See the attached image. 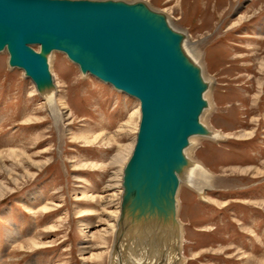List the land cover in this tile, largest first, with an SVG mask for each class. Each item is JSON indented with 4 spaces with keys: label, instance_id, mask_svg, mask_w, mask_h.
I'll return each mask as SVG.
<instances>
[{
    "label": "rangeland",
    "instance_id": "obj_1",
    "mask_svg": "<svg viewBox=\"0 0 264 264\" xmlns=\"http://www.w3.org/2000/svg\"><path fill=\"white\" fill-rule=\"evenodd\" d=\"M139 1L186 35L209 83L201 123L219 136L193 139L187 150L208 182L200 193L187 177L179 186L181 264H263L264 0ZM49 61L57 121L0 53V264H110L109 225L139 103L83 77L60 52ZM32 241L45 247L20 249Z\"/></svg>",
    "mask_w": 264,
    "mask_h": 264
},
{
    "label": "water",
    "instance_id": "obj_2",
    "mask_svg": "<svg viewBox=\"0 0 264 264\" xmlns=\"http://www.w3.org/2000/svg\"><path fill=\"white\" fill-rule=\"evenodd\" d=\"M184 40L165 15L142 4L0 0V52L6 49L9 68L22 70L41 97L53 91L49 58L60 52L81 74L139 103L137 142L124 170L121 222L136 192L145 205L164 209L174 233V197L186 175L189 139L212 135L200 122L209 84L184 51Z\"/></svg>",
    "mask_w": 264,
    "mask_h": 264
},
{
    "label": "bare ground",
    "instance_id": "obj_3",
    "mask_svg": "<svg viewBox=\"0 0 264 264\" xmlns=\"http://www.w3.org/2000/svg\"><path fill=\"white\" fill-rule=\"evenodd\" d=\"M68 1H89V2H110L111 1V2L126 3V4L131 5V6L139 5V4L146 5V4H144L145 2L142 3L139 0H134V1H130V2H125V1L122 2L120 0H68ZM146 6L149 7L148 5H146ZM150 9L155 11L152 8H150ZM155 12H157L158 14L165 15L164 14L165 12L163 13V11H161V12L155 11ZM165 17L167 18L166 15H165ZM168 23H169V26L173 30L180 32V30L173 27L169 21H168ZM186 41H187V37L185 35L183 48H184V51L187 53V51L185 50ZM31 48L33 50H36L35 48H38V47L34 46ZM38 50H39V48H38ZM38 50H36V51H38ZM2 52H6V49ZM2 52H0V53H2ZM187 54L196 62L197 59L195 60V58H193V56L190 54V52ZM200 68H201V66H200ZM12 69H17V68H12ZM17 70H19V69H17ZM19 71H21L24 75V72L22 70H19ZM87 75H89V74H86V75L82 74L83 77H86ZM26 79H28V78H26ZM28 80H30V79H28ZM101 83H103V82H101ZM49 84L52 86L51 88L53 91H51L50 93H47L45 95L46 105L49 107L50 115H51L52 119L57 121L58 118H60V116H61L60 115L61 114V112H60L61 108L58 110L56 107L57 105L55 104L56 99L54 97L57 94L55 93V91H56L55 83H53L52 76H51V80H50ZM103 84H105V83H103ZM33 86L35 88L34 89L35 92L39 95L34 84H33ZM108 86H110V85H108ZM205 98H206V95H205ZM57 102L59 104V99ZM139 110H140V108H139ZM132 116L133 115L130 116V118L128 119V121L125 125L131 124ZM140 117H141V114L139 112V118H138L139 122H138L137 129H136L135 141H134L132 147H130L127 155L123 159V167L121 170L122 176H121L120 185H119V188L121 187L120 194H119L121 197V202H119L118 212L115 213L116 220L113 224L109 225V228H111L112 232H113V245L111 244L112 248H111L110 257H109L110 264H178L179 262L181 264L180 247H181V240H182L181 237L182 236H181V227H180L179 222L177 220V216H178L177 213H178V206H179L178 202H177V193H178L179 187H178L176 195L174 197V200H175V202H174L175 203V223L177 226V233H174L173 231H171L172 222H170V219L165 214L164 209H160L158 206H155V207L151 206L150 207L149 204L145 205L143 201L137 200L138 194H136V192H134V191H133L134 194L130 195V198L126 202L127 204H125V206L123 208L124 219L121 222V211H122L121 204H122L123 196L125 195L124 179H123L124 178V170L126 169L127 164L129 163V161L132 157L133 150H134L135 144L137 142V134H138V129H139V125H140ZM200 122H201V118H200ZM211 134L212 135L210 137L200 136V138H206V139L213 140V141L217 140L219 138V136H216L214 133H211ZM247 134L245 136H247ZM249 135H251V133ZM198 137L199 136L191 137L189 139V143H191V141L193 139H196ZM98 138L100 140H104L106 144H107V142L110 143V140H108L106 142V138L104 135H99ZM98 138H95L94 141H97ZM245 138H247V137H245ZM249 138H250V136H249ZM188 148L184 152V158L187 159V162H188V165H186L187 168L185 169L186 175H184V179H185V177H187V179H186L187 182L189 181L190 184L191 183L196 184L197 185L196 190L198 193H200L203 191L204 188H206L205 180L208 179V173L205 169L200 167V165L195 163V161L190 160V158L187 155ZM6 152L11 153L13 156H18L17 153H15L13 150H9ZM0 154H2V152H0ZM112 161H113V159H112ZM114 161H115V158H114ZM110 182H114V180L110 179ZM106 188L109 190V189L116 188V186L115 185H108V186H106ZM107 196L110 197V195H107ZM113 196L114 195H111V197H113ZM169 196H171L170 193H169ZM46 210H47V208L44 209V211H46ZM136 216H139L138 221L135 220ZM120 225H122V227L125 228L124 232L121 231ZM39 244L40 243H36V242L32 241L26 245L21 246L20 249L22 250V249L27 248L28 250H32V249L37 250L39 248L45 247L43 244H41L42 246ZM140 244H141V246H140ZM129 245H131L132 248L129 247L130 249L126 250V248ZM136 246H137V248H136ZM131 249H132V252H131ZM139 252H141V253L143 252V254L145 253L146 254L145 257L141 258L144 255H142L140 257L138 254Z\"/></svg>",
    "mask_w": 264,
    "mask_h": 264
}]
</instances>
